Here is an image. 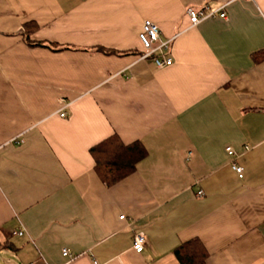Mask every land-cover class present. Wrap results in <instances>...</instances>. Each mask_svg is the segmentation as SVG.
I'll use <instances>...</instances> for the list:
<instances>
[{
    "label": "crops",
    "instance_id": "0c3cea01",
    "mask_svg": "<svg viewBox=\"0 0 264 264\" xmlns=\"http://www.w3.org/2000/svg\"><path fill=\"white\" fill-rule=\"evenodd\" d=\"M206 3L228 19L193 24ZM146 20L171 65L141 57ZM114 135L147 156L108 185L91 148ZM194 239L206 264H264V0H0L7 262L183 264Z\"/></svg>",
    "mask_w": 264,
    "mask_h": 264
},
{
    "label": "trees",
    "instance_id": "16d2710c",
    "mask_svg": "<svg viewBox=\"0 0 264 264\" xmlns=\"http://www.w3.org/2000/svg\"><path fill=\"white\" fill-rule=\"evenodd\" d=\"M26 23L25 25H28ZM29 35L25 37L29 45L44 46L53 49V45L32 40ZM70 48L56 47V51ZM96 50L107 54L118 51L105 47H97ZM91 153L96 160V170L100 177L108 185H113L127 175L133 173L139 162L147 156V148L141 141L125 144L118 135L111 136L91 148ZM5 244L2 245L4 247ZM176 255L183 264H206L207 252L198 239L185 242L177 247Z\"/></svg>",
    "mask_w": 264,
    "mask_h": 264
},
{
    "label": "built area",
    "instance_id": "2783aa9c",
    "mask_svg": "<svg viewBox=\"0 0 264 264\" xmlns=\"http://www.w3.org/2000/svg\"><path fill=\"white\" fill-rule=\"evenodd\" d=\"M225 5L221 6L218 9H211L209 4H204L201 8H188L187 12L191 18L193 24H198L202 20L210 17L220 16L224 19H228V14L224 11ZM140 40L143 43L145 51L141 54V57L144 59L151 58L153 59L155 65L158 68H164L173 63V58L170 56L169 51L171 48L172 39H164L161 36L160 29L156 23L151 20H146L143 24V29L139 34ZM66 113L62 112L61 116H65ZM227 152L231 156H235L236 152L232 147L227 148ZM233 168L240 174L243 175V167L239 166L237 163L233 164ZM200 194L202 191L199 192ZM121 218L124 219L125 215H121ZM24 229L18 228L13 231V235H22ZM147 240L143 232H137L134 235L133 239V249L140 253L144 250ZM63 255L71 258L72 254L68 249H63ZM33 264V263H31Z\"/></svg>",
    "mask_w": 264,
    "mask_h": 264
},
{
    "label": "rangeland",
    "instance_id": "374dc122",
    "mask_svg": "<svg viewBox=\"0 0 264 264\" xmlns=\"http://www.w3.org/2000/svg\"><path fill=\"white\" fill-rule=\"evenodd\" d=\"M12 254L11 253H9V252H3V251H1L0 252V264H10V263H8L7 262V258L9 257V256H11ZM13 260L16 262V263H18V264H24V263H21V260H19L18 258H13ZM12 264H15V263H12Z\"/></svg>",
    "mask_w": 264,
    "mask_h": 264
}]
</instances>
